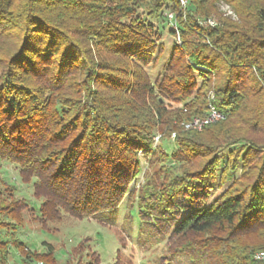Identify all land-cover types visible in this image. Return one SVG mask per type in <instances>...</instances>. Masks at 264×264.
<instances>
[{"label":"trees","instance_id":"16d2710c","mask_svg":"<svg viewBox=\"0 0 264 264\" xmlns=\"http://www.w3.org/2000/svg\"><path fill=\"white\" fill-rule=\"evenodd\" d=\"M189 1L206 18L218 0ZM225 1L239 21L199 26L207 44L187 38L194 32L178 0H0V159L46 197L38 206L20 199L35 219L76 216L116 227L127 201L139 241L164 242L151 264H264L255 257L264 252V146L210 140L215 153L206 160L196 133H179L170 153L155 141L165 126L179 130L178 118L207 113L220 65L225 77L212 101L225 118L240 110L252 79L264 86V0ZM167 9L176 21L165 58L160 24ZM236 144L226 170L241 173L212 200L220 152ZM256 148L260 164H252ZM197 158L204 160L194 171L179 165ZM143 160L148 168L136 189ZM16 208L13 221L0 213V264L12 248L30 253L24 241L7 237L20 226ZM203 233L210 235L189 237ZM122 253L115 264H134ZM72 254L69 262L83 264ZM98 254L84 264H101ZM31 255L54 259L53 250Z\"/></svg>","mask_w":264,"mask_h":264},{"label":"rangeland","instance_id":"374dc122","mask_svg":"<svg viewBox=\"0 0 264 264\" xmlns=\"http://www.w3.org/2000/svg\"><path fill=\"white\" fill-rule=\"evenodd\" d=\"M179 11H183V19L191 27L194 32L192 35L187 36L189 40L195 39L194 35L198 36V39L203 43H210L208 33L198 31L200 21L204 19L193 10L189 0H178ZM191 9V11H189ZM185 16V17H184ZM168 17V18H167ZM209 18L213 19L216 23L215 28L222 27L225 19L232 21H239V18L229 2L225 0H218L214 3V12H212ZM207 17V18H208ZM160 24L163 37L161 39L162 44L165 47V58L169 55L175 37L168 32V27L175 24L176 13L167 9L161 18ZM193 22H198V26H191ZM183 37V35H182ZM176 41L183 45L181 34H176ZM100 49V48H99ZM96 56L104 57L101 55V51L94 49ZM164 58V59H165ZM189 61V60H188ZM220 71L218 75L213 77L211 87L217 88V85H221L224 81L225 72L220 65ZM151 76L154 79L156 70L151 69ZM252 79V78H251ZM213 90L208 91L207 98V113L205 115H193L188 117L178 118L175 122L176 130L174 127L165 126L161 131H157L155 141L157 144H161L168 153L172 152L175 147L176 136L179 133H196L199 137L197 142V151L210 153L206 155V160H209L214 155L215 150L208 144L210 140L217 141L216 144H227L229 138L230 141H235L238 138H244L250 140L255 144L260 143L264 146V86L254 79L251 80L250 85L246 84V95L240 100L239 107L235 114L231 117H213L211 116L212 105L214 99ZM208 141V142H207ZM207 142V143H206ZM239 144L234 146L225 147L220 152V167L218 169V181L215 190L212 193V200L215 199L233 180L234 177L240 175L241 171L226 170V162L229 158V152L231 149L238 147ZM261 145V146H262ZM258 151L254 152L257 158L252 162L261 163L263 157L262 148H256ZM195 157L193 158V160ZM189 161L188 163H180L182 170L194 171L196 166L201 165L204 158H197L196 161ZM177 167V165H176ZM148 168V163L143 160V171L140 174V179L143 182L145 170ZM224 174L223 183H221V176ZM139 189L140 184L137 186ZM11 194V195H10ZM46 197L36 195L31 184L25 182L19 173L18 167L9 161L0 159V213L7 216L9 221H13L12 208L17 207L14 211V215L19 216L20 226L17 228L14 235L8 234V238L13 236L14 238L21 239L27 244L28 254L22 253L19 250L12 248L11 254L7 264H41L42 260H46L44 264H72L69 260H73L72 252L80 253L78 259L80 263L91 261H97L96 255L100 256L101 264H115L117 259V250L121 249L122 254L132 259L134 264H151L159 255L165 251L164 242H158L155 244L147 243L142 244L138 239L137 215L132 213V217L129 216L130 207L125 201L120 210L119 221L116 227L104 226L97 222L95 219L84 218L79 219L76 216L70 218H54L51 221L41 222L33 217V215L25 208L20 199H26L31 205L40 204ZM19 199V203H18ZM15 200V202L13 201ZM17 201V202H16ZM18 205V206H17ZM9 208V209H8ZM6 219V218H5ZM130 219L132 221H130ZM133 223V226H132ZM210 233V232H209ZM209 233L194 234L190 238L209 237ZM122 234V235H121ZM202 235V236H201ZM124 237V238H123ZM74 249V250H73ZM47 250H53L54 259L47 260L42 257H37L34 260L32 253H43ZM32 252V253H31ZM260 253V252H258ZM256 253V255L258 254ZM48 261V262H47ZM76 262L73 261V264Z\"/></svg>","mask_w":264,"mask_h":264},{"label":"built area","instance_id":"2783aa9c","mask_svg":"<svg viewBox=\"0 0 264 264\" xmlns=\"http://www.w3.org/2000/svg\"><path fill=\"white\" fill-rule=\"evenodd\" d=\"M200 27L206 31V30H209V29H212V28H215L216 26V23L213 19L211 18H204L200 21ZM211 116L213 117H224V114L219 111L218 109H216L213 105H212V112H211ZM256 258H263L264 257V252H260L258 253L256 256ZM41 264H44L43 262H41Z\"/></svg>","mask_w":264,"mask_h":264}]
</instances>
